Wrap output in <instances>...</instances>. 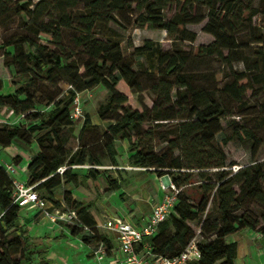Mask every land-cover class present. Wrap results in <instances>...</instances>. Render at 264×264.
Segmentation results:
<instances>
[{"label":"trees","instance_id":"trees-1","mask_svg":"<svg viewBox=\"0 0 264 264\" xmlns=\"http://www.w3.org/2000/svg\"><path fill=\"white\" fill-rule=\"evenodd\" d=\"M256 0H0V27L16 25L22 33L13 34L4 44L0 57L8 71L6 79L16 71L19 76H37L48 83L70 85V100H59L44 117L37 111L38 100L26 89L20 88L0 96V107L9 108L18 117L39 121L28 130L21 126L0 131V147L9 148L19 141L30 145L29 136L44 133L37 140L40 148L34 152L28 164L29 182L35 185L39 195L44 192L55 207L61 202L55 199V191L64 183L76 187L91 181L99 197L112 198L120 189L117 179L107 178L110 170L100 157L95 156L91 144L79 145L73 150L74 122L71 110L75 97L99 86L110 95L98 111L99 124L87 116L80 140L89 131L105 133L104 143L107 160L118 167L117 141L130 144L129 165L152 170L159 178L169 177L180 189L177 203L169 218L161 223L155 235L148 237L140 246L151 248L157 257L179 256L189 242L201 230L214 239L199 244L202 253L197 264H236L238 244L227 238L243 230H256L264 240V225L250 215L238 213L251 204L264 210V164L256 163L243 168L228 178L213 169L226 167L225 145L237 139L240 143H252L253 156L259 152L256 131L246 124L235 123L232 135L221 142L217 136L223 131L221 121L234 116L235 104H242L248 91L256 92V86L264 84V36L254 33L250 44L258 46L257 61L253 67L244 56L245 50L239 37L258 30L253 20L264 14V0L259 7ZM80 4L83 9L78 13ZM175 9L168 20L166 11ZM208 19L204 31L215 41L209 46H199V57H217L227 67L241 61L247 66L244 73H232L216 79V91L200 87L198 75L189 72V57L157 51V44L146 40L134 47L130 56L123 51L125 39L112 26L122 30L128 27L165 31L177 41H195L196 35L187 30L189 24H199ZM64 30L77 33L72 43L82 49L86 60L77 59L75 51L68 52L64 45ZM54 47V49L52 48ZM12 49V51H8ZM156 53V54H155ZM157 55L158 80L149 92L154 95L150 109L142 95L146 92L138 73L133 70L136 56ZM247 72H250L249 74ZM5 89L0 78V92ZM138 96L137 98L135 96ZM150 124L147 131L143 125ZM155 142L167 147L157 152ZM47 146L49 154L43 147ZM89 165L82 177L73 174L75 166ZM65 168L63 173L60 168ZM203 183L202 198L195 206L182 194V187L194 177ZM100 178L108 180V188L101 193ZM37 183H39L37 185ZM13 179L0 167V264H33V239L26 223L22 222L23 209L12 203ZM66 197L67 204L78 212L79 222L69 227L70 233L85 245L106 246L112 243L106 234L100 233L98 222L91 212L94 202L87 206ZM45 199V198H44ZM213 199L217 216L208 214ZM207 213V218L203 219ZM264 222V215L262 217ZM195 226V227H194ZM85 228H88L86 230ZM195 228V229H194ZM19 255V258L17 256Z\"/></svg>","mask_w":264,"mask_h":264},{"label":"rangeland","instance_id":"rangeland-1","mask_svg":"<svg viewBox=\"0 0 264 264\" xmlns=\"http://www.w3.org/2000/svg\"><path fill=\"white\" fill-rule=\"evenodd\" d=\"M259 4L260 0H256V7H259ZM82 9L83 4H80L78 13L81 12ZM174 12V8L166 11V17L168 20L173 17ZM207 23L208 19L204 20L202 23L189 24L187 26V30L196 35L195 41H177L169 37L165 31L160 30L141 29L134 28L132 26L128 27L127 30H122L121 28H118L114 25L112 27L125 39V42L123 43V51L126 57L130 56V54L132 53V49L128 48V42L131 41L134 47H137L144 45L146 40H152L157 44L156 53L157 51L162 50L163 52L170 54L179 53L181 56H188L189 65L187 69L189 72H192L199 76L201 81L198 82V85L200 87L216 91V88L222 87V84L217 86L216 79L219 75H227L228 78H226V81L232 82V73H244L248 70L247 66L241 61L235 62L233 67L229 68L215 56L199 57L196 54L197 47L209 46L215 41L212 35L204 31ZM253 24L258 27V30L246 32L239 37L240 44L245 50L244 56L249 61L251 67H253L254 62L257 61L256 54L258 48L256 47L262 46V44L249 45V40L254 33L260 34L261 32L264 36V14L260 13L257 17H255L253 20ZM15 33H22V31L18 29L16 25H10L9 27H0V57L4 52V44ZM75 35H77V33L73 30H64L63 43L65 45V48L68 49L67 53H70V51H75L76 53H79L77 55V59L86 60L87 57L85 54H83L82 49L76 47L72 43V38ZM52 48L54 49V47ZM8 51H12V49H8ZM157 59V55L154 54H149L148 56H136L134 58L135 65L133 67V70L138 73V78L142 82L146 90V92L143 93L142 98L146 106H148L150 109L154 105V95L149 92V89L159 78V67ZM247 73L249 74L250 72ZM8 74L9 73L4 67L3 62L0 61V78L4 79L5 85V89L0 92V96L9 92L12 93L13 91L18 90L22 87L26 88L38 100L37 111L44 112V117H46V113L51 110L55 102L59 100H70L69 90L71 89V87L67 83L52 84L37 76L22 77L19 76L16 71L12 72L11 76L6 79L5 77ZM256 89V92L248 91L246 93L244 102L242 104L234 105L236 107L234 116L228 117L221 121L223 131L217 136V141L221 142L225 138L230 137L232 135V127L235 123L246 124L249 127L253 128L258 135L260 146L259 152L256 157L253 156L252 143L242 144L237 139H233L232 141L228 142L224 147V152L227 156L226 167L223 169L212 170L211 173L214 174L212 175L214 182H216L215 174L217 172L225 171L226 173H228V178H230L245 167L254 165L256 163L264 164V84L256 86ZM80 95L84 112L83 116L74 122V135L76 138L73 140L71 147L73 148V150H75L79 145L91 144V152L95 156L100 157L101 160L106 164V167L111 171L107 178L111 177L112 179H117L120 183V189L116 192L117 195L115 194L112 198L107 199L98 196L97 190L91 181L82 182L78 187L73 184L64 183L59 189L55 191V199L61 202L60 208L64 211L73 209L71 205L67 204L68 202L66 200V197L70 195L69 193H71L73 201L82 203L83 206H87L90 203L92 204L94 202V206L92 207L91 212L95 216L96 220L104 222L111 216L121 215V213L124 214L123 205L119 204V202H126L128 200H132V197H134L132 194L136 190V183L134 181L135 173L132 172V170H130L129 168L130 144L127 140L117 141V149L119 152L118 167L120 170H115L116 167L110 166L109 161L106 159L107 155L104 149V143L100 141L105 133L104 126L99 128V130L87 132L84 135L83 139L80 140L81 129L87 116H90L93 123H100L98 111L100 106L106 103L110 93L105 87L99 86L95 89L80 93ZM135 97L137 98L138 96L136 95ZM38 124L39 121L28 120L26 116L18 117L13 114L11 109L0 107V131L4 128H13L16 126H21L23 129L28 130L34 125ZM149 128L150 124L147 123L143 125L144 131H147ZM43 135L44 133L39 132L31 134V136H29V146L22 142L16 141L14 142L13 146L0 149V162L3 165L15 164L16 170L18 171V175H14L15 179L22 181H27L30 179V173L28 169L26 170L27 162H30L32 160L34 152L40 150L37 144V140ZM153 146L155 147L157 152H161L167 147L166 144H161L159 142H155ZM47 148V146H44L43 150L47 154H49L50 150H48ZM24 160L25 162L22 163ZM89 167V165H85L83 167L75 166L71 170L73 174H77L82 177L88 172ZM145 173L147 174V172ZM163 180L165 183H169L171 181L169 177H163ZM99 183L102 188L101 193L104 194L106 189L108 188V180L100 178ZM203 183L204 182H202L196 176L193 178L191 183L181 188L182 194L185 197L189 198L190 202L195 206L200 202L202 198L201 187ZM38 184L39 183H37V185ZM40 194L46 200H48L51 205H53V203L49 200L44 192L40 191ZM128 206H130V204L125 207ZM216 210L217 209L215 206V202L213 201V199H211L208 205V214L213 215V218H215L217 216ZM22 211L23 217L28 216L25 210ZM31 212H29L30 216L36 213V211ZM248 215H250L254 220L259 221L261 226L264 225V222L262 221L264 210L260 206L256 204H250L247 209L244 208L238 213L239 217H246ZM42 216V212H38L33 215L35 223L40 222V220H42ZM122 216L127 217V214H124ZM207 216V213L204 214L203 219L207 218ZM26 221L28 220L24 218L22 219L23 223ZM58 225V227H55L53 229V234L51 233L53 235V242H56L57 239H61V236L66 237L65 233H68L67 229L72 226L62 223H59ZM100 233L106 234V232L102 230H100ZM41 239H43V237H41ZM79 240L82 241L81 239ZM59 241L61 247L68 246L71 249V253L68 256L64 257L59 254L54 259H46V256L48 255L50 250V246L47 243L44 244V247L38 248L37 243L35 242V244L33 243L32 250L34 254V264H86V260H90L94 257L93 251L98 247L96 244L89 246H83L80 244L76 246L75 242H69L66 246H62L63 241ZM252 246L255 256L249 259L248 262L250 264H263L264 257L258 256L263 255L260 252L261 245L258 240H252ZM87 247H89V249ZM58 252L60 253L61 251L58 250ZM17 258H19V255L17 256Z\"/></svg>","mask_w":264,"mask_h":264},{"label":"built area","instance_id":"built-area-1","mask_svg":"<svg viewBox=\"0 0 264 264\" xmlns=\"http://www.w3.org/2000/svg\"><path fill=\"white\" fill-rule=\"evenodd\" d=\"M82 106L81 95L78 94L74 99L70 115L73 121L83 116ZM0 149L2 148L0 147ZM0 167H4L13 179L12 203L14 205H18L27 213L42 212L43 218L53 224L76 225L79 222L76 210L64 211L60 207L51 205L48 200L39 195L36 186L29 180L15 179L14 175H18L15 164L3 165L0 162ZM64 171V167L59 169L60 173ZM161 188L165 192L164 198L160 203L154 205L150 218L143 225H137L133 220L122 217L109 218L101 224L102 228L112 230L117 234L121 254L120 264H197L201 260L202 253L199 244L211 240L210 236L205 235L201 230L189 242L185 250L174 258L154 256L148 245H144L143 250L139 251L144 240L155 235L159 225L169 218L177 203L180 189L176 185L170 181L167 185L161 183ZM85 229L88 230V228ZM67 231L70 233L69 228ZM103 257L104 255L101 254L99 260H102Z\"/></svg>","mask_w":264,"mask_h":264},{"label":"crops","instance_id":"crops-1","mask_svg":"<svg viewBox=\"0 0 264 264\" xmlns=\"http://www.w3.org/2000/svg\"><path fill=\"white\" fill-rule=\"evenodd\" d=\"M95 124H99V123L95 122ZM24 162L25 160L22 163ZM28 164L29 162H27V167ZM129 168L130 170H132V172L135 173L134 181L136 183V187H135L136 190L132 194L134 197H132L133 198L132 200H128L126 202L123 201L119 202V204L123 205L124 208L123 211L124 214H127V217L122 216L124 214L121 213V215H114L111 216L110 218L122 216L123 218H128V219L131 218V220H133L137 225H143L145 221H147L150 218L152 213V208L154 207V205L160 203L164 198L165 192L161 188V183L165 185H167L168 183H165L163 178H159L155 175V173H152L153 172L152 170H147L144 168H136L131 166H129ZM115 170H120V169L119 167H117ZM145 172H147V174ZM128 204H130V206L125 207ZM36 213H38V211H36ZM36 213H34L33 215H35ZM27 214L28 216H24L23 218L28 220L24 223L27 224L30 230V236L33 239L32 242L34 244L36 242L38 248L44 247V244L47 243L50 246V250L48 255L46 256V259H54L59 254L64 257L68 256L71 253L70 252L71 249L68 246H66L69 242H75L76 246L80 244L86 246L82 241L79 240L80 238L73 236L70 233H65L66 237L61 236L60 237L61 239H57L56 242H53L52 231L55 227H58L59 225L47 221L45 218H43V216L40 222L35 223V219L33 218V215L30 216L29 215L30 213ZM97 222L99 229L105 231L107 236L111 240L112 249L110 252H108L105 245L103 244L97 245L98 247L93 251L94 257L91 258L90 260H86L85 263L86 264H90V263L120 264L119 262H120L121 254L119 252L120 245L117 238V234L112 230L102 228L101 224L103 222L99 220H97ZM41 237H43V239H41ZM214 238L215 236H211V239ZM59 240H62L63 241L62 246H66V247H61L59 244L60 243ZM252 240L253 241L258 240V242L261 245L260 252L261 254H263L258 256L264 257V240L259 232L254 230H243L227 238L228 242H235L238 244V258L236 260V264H250L248 260L255 256L253 252ZM87 248L89 249V247ZM58 250H60L61 252L59 253ZM101 254H103L104 257L102 260H99V256Z\"/></svg>","mask_w":264,"mask_h":264}]
</instances>
